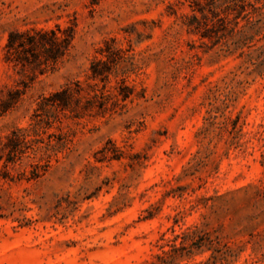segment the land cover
Here are the masks:
<instances>
[{
  "label": "rangeland",
  "instance_id": "374dc122",
  "mask_svg": "<svg viewBox=\"0 0 264 264\" xmlns=\"http://www.w3.org/2000/svg\"><path fill=\"white\" fill-rule=\"evenodd\" d=\"M232 2H214L226 19L202 36L183 23L201 17L186 0H0V98L24 88L0 113V264H166L161 245L193 232L219 241V258L167 264H264V28L224 11ZM56 24L74 37L53 68L33 77L4 60L11 30ZM111 39L107 109L48 128L62 147L37 176L41 152L5 165L11 130L41 96L94 82L90 62Z\"/></svg>",
  "mask_w": 264,
  "mask_h": 264
},
{
  "label": "trees",
  "instance_id": "16d2710c",
  "mask_svg": "<svg viewBox=\"0 0 264 264\" xmlns=\"http://www.w3.org/2000/svg\"><path fill=\"white\" fill-rule=\"evenodd\" d=\"M186 1L190 2L189 5L192 10H197L201 17L195 13H183V23L191 31L199 32L202 36H207L206 32L210 29L209 25L213 24L214 17L218 16L217 19L221 21L226 19L225 16L219 17V13L213 9V4L217 0ZM232 1L225 7L224 11H233L235 6H238L239 10L235 16H241L246 21L245 25L254 30V33L264 28V0H256L260 3L259 5L249 0ZM206 12L211 13L212 17H209ZM73 37L74 24L65 27L56 24L52 28L13 29L8 33L4 46V60L15 67H20L21 70L29 69L34 77L37 72L43 73L53 68L65 57L72 46ZM110 41H106L105 46L100 48L101 53L106 52L104 54L105 59L94 58L90 62L89 78L94 82L84 83L77 79L64 84L48 95L41 96L31 114L28 126L16 127L11 130L3 145L5 165L17 162L23 154L29 151L41 152L40 160L42 163L33 162L29 164L30 172L37 176L39 169L48 166L52 154H55L62 147L61 134L46 132L48 128L56 124L60 125L66 118H81L90 115L95 108H97V112L107 109L108 100L116 95L105 90L106 83L114 71L109 62L113 60V55L119 51L111 44L113 40ZM257 63L261 65L264 61ZM97 79L102 82V86L98 85ZM23 86L26 87V85ZM116 88L117 95H120L121 100L127 99L132 92V87L125 83L124 77L119 79ZM23 93L24 88L8 89L7 96L0 98V113L13 108L21 100ZM43 134L46 136L44 137ZM178 237L182 239L179 243H166L169 245L168 249H163L164 245H161V253L156 255L166 264L177 257H190L205 250L212 251L210 258L213 260L211 263L219 258V241H211L205 233L196 235L193 232L192 235H176L175 238ZM208 261L199 264H210Z\"/></svg>",
  "mask_w": 264,
  "mask_h": 264
}]
</instances>
